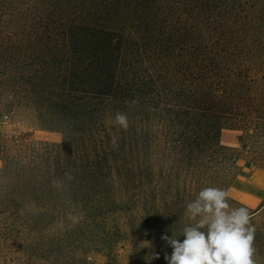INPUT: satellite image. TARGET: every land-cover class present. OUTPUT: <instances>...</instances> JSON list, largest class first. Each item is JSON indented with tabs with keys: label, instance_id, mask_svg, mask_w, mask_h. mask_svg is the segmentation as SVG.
<instances>
[{
	"label": "rangeland",
	"instance_id": "1",
	"mask_svg": "<svg viewBox=\"0 0 264 264\" xmlns=\"http://www.w3.org/2000/svg\"><path fill=\"white\" fill-rule=\"evenodd\" d=\"M2 1L11 14L22 3L28 10L38 8L41 17L52 13L56 19L72 20L110 15L87 10L101 0ZM109 4L108 8L118 9L122 21L135 23L131 37H125L122 54L126 90L135 87L139 94L133 97L138 101L143 99L140 93L151 94L156 103L151 106L160 107L156 111L137 103L139 108L131 113L140 119L152 116L151 111L157 114L149 117L153 140L148 147L128 150L136 157L118 167L136 176H120L116 186L123 194L141 195V206L146 194L157 206L167 199L187 203L202 188L216 186L229 191L232 207H246L250 212L244 204L243 181L258 174L255 183L264 186V0ZM142 23L152 30L142 31ZM153 85L157 94L152 96ZM4 101L9 104L5 127L10 133H27L35 141L63 142L60 132L44 127L28 101H18L11 94ZM163 117L172 118L169 126H163ZM128 217L118 213L100 229L89 227V240L82 238L85 229L81 228L75 244L63 246L69 252L65 256H22L0 239V264H167L155 254L143 255L152 252L151 238L142 223L132 229ZM251 217L256 228L254 259L264 264V207ZM121 229L128 233L126 246L117 236ZM102 233L114 235L117 244L109 247L96 242Z\"/></svg>",
	"mask_w": 264,
	"mask_h": 264
},
{
	"label": "trees",
	"instance_id": "2",
	"mask_svg": "<svg viewBox=\"0 0 264 264\" xmlns=\"http://www.w3.org/2000/svg\"><path fill=\"white\" fill-rule=\"evenodd\" d=\"M110 1L124 0H101L97 7L87 8L109 12L107 18L71 20L56 19L52 13L41 17L38 8L28 10L22 3L11 14L0 0V239L22 256H65L69 252L63 246L72 247L81 228L85 229L82 238L89 240V227L100 229L118 213L129 216L132 229L138 223L145 225L152 252L145 251L144 256L155 254L165 261V253L170 255L172 249L161 236L174 234L183 240L179 235L186 203L167 199L157 206L146 194L141 206V195L123 194L116 186L118 177L136 176L118 167L136 157L128 150L148 147L153 140L149 117L157 114L151 111L152 116L140 119L131 113L138 104L156 111L160 107L151 106L156 104L151 94L140 93L143 99L138 101L133 97L139 94L135 87L126 90L122 54L135 23L122 21L117 8H108ZM141 28L152 30L146 23ZM153 89H149L152 96L157 94L154 85ZM9 94L32 104L39 121L60 132L63 142L10 133L5 127L9 104L4 101ZM117 112L128 116L126 131L113 122ZM171 119L163 117V126H169ZM56 180L63 181L62 190L53 187ZM69 213L82 219L73 224L67 219ZM102 234H97L96 242L117 244L114 235ZM117 236L126 246L125 229Z\"/></svg>",
	"mask_w": 264,
	"mask_h": 264
},
{
	"label": "clouds",
	"instance_id": "3",
	"mask_svg": "<svg viewBox=\"0 0 264 264\" xmlns=\"http://www.w3.org/2000/svg\"><path fill=\"white\" fill-rule=\"evenodd\" d=\"M113 122L125 131L129 127L125 113L117 112ZM112 144L116 145L115 138ZM67 179L73 177L67 175ZM53 187L62 190L64 183L53 181ZM67 219L78 224L82 217L69 213ZM183 219L185 224L179 235L183 236L182 241L174 234L161 236L172 249L170 255H164L167 264H256V228L251 214L246 207L231 206L227 189L202 188L195 199L186 203Z\"/></svg>",
	"mask_w": 264,
	"mask_h": 264
},
{
	"label": "crops",
	"instance_id": "4",
	"mask_svg": "<svg viewBox=\"0 0 264 264\" xmlns=\"http://www.w3.org/2000/svg\"><path fill=\"white\" fill-rule=\"evenodd\" d=\"M257 176L258 174L251 175L250 179L243 181V195L246 198L244 204L250 209L251 216L255 215L264 207V186L256 185L255 181Z\"/></svg>",
	"mask_w": 264,
	"mask_h": 264
}]
</instances>
